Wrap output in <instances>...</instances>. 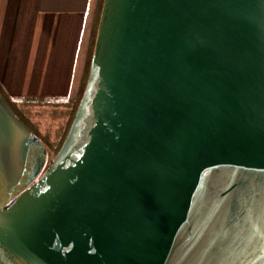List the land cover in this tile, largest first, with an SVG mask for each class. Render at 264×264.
<instances>
[{"label":"water","instance_id":"1","mask_svg":"<svg viewBox=\"0 0 264 264\" xmlns=\"http://www.w3.org/2000/svg\"><path fill=\"white\" fill-rule=\"evenodd\" d=\"M48 157L0 92V264H264V0H104Z\"/></svg>","mask_w":264,"mask_h":264},{"label":"crops","instance_id":"2","mask_svg":"<svg viewBox=\"0 0 264 264\" xmlns=\"http://www.w3.org/2000/svg\"><path fill=\"white\" fill-rule=\"evenodd\" d=\"M98 1L0 0L2 91L27 98L79 94Z\"/></svg>","mask_w":264,"mask_h":264},{"label":"rangeland","instance_id":"3","mask_svg":"<svg viewBox=\"0 0 264 264\" xmlns=\"http://www.w3.org/2000/svg\"><path fill=\"white\" fill-rule=\"evenodd\" d=\"M100 17H101V13L98 12L97 10L94 18V23L91 24L88 32V47H87V57H86L87 63H88V59L92 60L96 37H97V35H95V30L98 31ZM89 71H90V67H89ZM89 73L90 72L84 74L82 85L79 90V94L74 95L76 100L78 96L81 97L84 93L83 91L85 90ZM80 97L78 98L75 107L73 104L72 110L69 112V114L66 115H63L61 112H54L52 108L39 107V106H32L29 109L24 110L22 114H20L21 117L23 118L22 120L24 121L23 123L27 125L46 144L49 153L48 165H50L51 162L54 160V158L56 157L57 153L61 148V144H63V141L73 122L74 119L73 117L76 114L75 111H77V108L80 104L81 101ZM55 140H58L59 142L53 145Z\"/></svg>","mask_w":264,"mask_h":264},{"label":"trees","instance_id":"4","mask_svg":"<svg viewBox=\"0 0 264 264\" xmlns=\"http://www.w3.org/2000/svg\"><path fill=\"white\" fill-rule=\"evenodd\" d=\"M103 3H104V0H99L98 1L97 10L100 13L102 12ZM95 35H97V31L96 30H95ZM90 66H91V59H88L86 73L90 72L89 71V67ZM0 92L4 95V97L6 98V100L8 101V103L10 104L11 108L21 118V120H23V118L21 117L20 114H22V112L24 110H27V109H29L32 106L48 107V108H52L54 112H61L63 115L69 114V112L72 110V105L74 104V107H75L76 102H77L78 98L80 97V96H78L77 100L75 99V97H70V96L67 97V98H27V97H14V96H8V95H6L2 91L1 86H0ZM81 98H82V96L80 97V100H81ZM47 141H49V140H47ZM57 142H59V141L58 140H55L54 143L53 142L52 143L54 145ZM61 146H62V144H61Z\"/></svg>","mask_w":264,"mask_h":264}]
</instances>
